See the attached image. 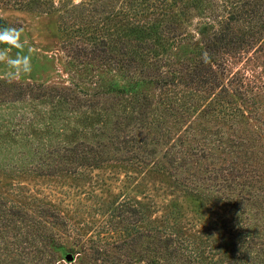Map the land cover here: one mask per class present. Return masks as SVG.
Returning <instances> with one entry per match:
<instances>
[{
  "label": "trees",
  "instance_id": "trees-1",
  "mask_svg": "<svg viewBox=\"0 0 264 264\" xmlns=\"http://www.w3.org/2000/svg\"><path fill=\"white\" fill-rule=\"evenodd\" d=\"M33 3L46 4L15 2L20 8ZM108 3L82 0L65 7L67 17L58 15L62 26L74 13L86 20L76 27L84 42L77 50L102 66L91 93L76 83L54 93L40 85L3 83L2 92L51 97L79 116H62L55 133L44 112L16 118L15 130L3 121L0 162L36 158L55 167L95 166L108 156L102 147L109 142L142 165L153 157L152 146L167 143L153 163L170 171L188 193L234 206L238 250L183 226L178 212L149 215L146 203L127 198L114 205L72 261L62 260L61 254L70 253L48 219L54 214L18 211L16 218L0 208V264H264V77L231 72L226 58L247 49L264 53V0ZM190 9L200 16L192 28ZM67 55L72 66L73 55ZM79 136L90 138L95 148L82 146ZM25 138L33 139L34 150L23 159L19 155L26 152L15 145ZM53 138L57 145L48 149Z\"/></svg>",
  "mask_w": 264,
  "mask_h": 264
},
{
  "label": "rangeland",
  "instance_id": "rangeland-1",
  "mask_svg": "<svg viewBox=\"0 0 264 264\" xmlns=\"http://www.w3.org/2000/svg\"><path fill=\"white\" fill-rule=\"evenodd\" d=\"M14 1L18 0H0V29L19 30L15 43L0 42V88H3V83L33 84L54 93L55 89L72 87L76 83L78 90L91 93L97 77L101 78L102 66L77 50L84 42L79 38L76 27L79 21L86 20L79 18L78 13L66 18V26L60 25L58 20L59 13L63 12L67 17L65 7L82 0H41L46 4L33 3L30 8H20ZM111 3L109 0L108 6ZM51 6L54 8H47ZM189 11L192 14L188 18L191 25L187 27L192 28V24L200 16L194 10ZM68 53L74 58L72 66L68 64ZM226 58L229 71H249L264 77V53H253L251 49H247ZM115 79L118 80V76ZM39 97L34 93L13 95L11 90H0V124L10 121L7 128L15 130L16 118L44 112L47 117H51H46L45 123L53 122L51 125L55 133L59 129L57 127L62 126V116H75L74 119L79 116L76 111L71 116L67 112L70 107L66 106L65 109L54 98ZM121 133L125 134V131L120 132L119 136ZM175 133L170 136L171 139L176 137ZM151 136L148 135V138ZM53 140L54 146L51 145L48 149L57 145L56 139ZM82 140V146L95 148L94 141L90 138ZM32 142L25 138L21 146L15 145L26 152V155H19L23 159L32 155ZM106 144L102 148L108 156L104 155V160L95 166L55 167L52 166L53 163L41 165L36 158L32 163L17 159L14 162L1 161V211L14 213L12 217H16L18 211L19 215L54 214L48 219L55 221L53 230L61 235L62 243L74 260L75 250L89 245L109 218V211L118 201L127 198L146 203L149 215L178 212L177 221L188 229L204 230L209 240H215L224 249L237 247L235 221L238 220V215L234 212V206L188 193L175 181L176 177L170 171L153 163V159L162 155L167 143L152 146L155 151L153 157L142 165L132 163V159H128L131 153L119 150L122 147L118 144ZM61 256L66 261L63 254Z\"/></svg>",
  "mask_w": 264,
  "mask_h": 264
},
{
  "label": "clouds",
  "instance_id": "clouds-1",
  "mask_svg": "<svg viewBox=\"0 0 264 264\" xmlns=\"http://www.w3.org/2000/svg\"><path fill=\"white\" fill-rule=\"evenodd\" d=\"M19 30L16 28L0 29V42L15 43L18 39Z\"/></svg>",
  "mask_w": 264,
  "mask_h": 264
},
{
  "label": "water",
  "instance_id": "water-1",
  "mask_svg": "<svg viewBox=\"0 0 264 264\" xmlns=\"http://www.w3.org/2000/svg\"><path fill=\"white\" fill-rule=\"evenodd\" d=\"M65 260H66V261H72V260H73L72 255H71V254H67V255L65 256Z\"/></svg>",
  "mask_w": 264,
  "mask_h": 264
}]
</instances>
